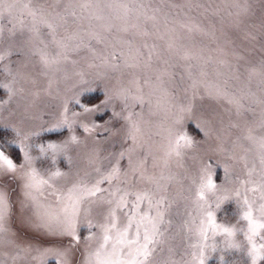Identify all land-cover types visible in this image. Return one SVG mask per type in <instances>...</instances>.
Returning <instances> with one entry per match:
<instances>
[{
	"label": "rangeland",
	"instance_id": "374dc122",
	"mask_svg": "<svg viewBox=\"0 0 264 264\" xmlns=\"http://www.w3.org/2000/svg\"><path fill=\"white\" fill-rule=\"evenodd\" d=\"M20 2H31L33 6L38 4L46 10H51L56 0H20ZM66 2L67 0H62L60 7L62 8ZM74 2H89V0H74ZM91 2L104 4L111 0H91ZM125 2H145L150 3L154 8H163L173 13L181 12L176 17L175 23H169L167 26L162 22L160 24V34L171 30L178 50L171 58V62L177 67L169 69L170 73L174 72V76L171 79L165 77L169 89L168 97L161 98L158 93L152 94V85L156 82V74L153 70L161 67L155 57L150 68H145L143 60L138 67H125L121 59V66L113 69L103 65L99 55L81 50L70 56V60L75 63H62L46 69L39 55L34 54L42 47L39 42L27 31L17 29L15 34H9L7 29L11 24L8 20L13 18H6L5 31L0 37V55L5 57L0 61V85L11 83L14 94L9 99V93L0 87V150L20 165L21 154L9 141L38 145L47 140L63 141L74 134L79 142L70 144L65 156L58 157L55 164L52 163L50 156L39 159L35 164V167L45 175L57 168L68 174L58 179L55 188L66 190L81 179L91 183L98 178L95 172L97 167L106 172L117 161L121 168V181L127 179V184L120 183L121 187L143 191L154 188V180L167 184V192L161 194L166 195L173 204L167 217L171 220V225L166 237L165 257L168 255L167 249L171 248L172 259L176 264H185L186 261H191L193 251L191 245L197 240L196 232L199 225L197 186L201 170L209 161L214 166V181L218 187L215 196L209 197L208 202L216 214L218 223L246 230V222L239 219L241 209L236 199L224 202L217 209L214 204L217 197H234L239 190L241 200L244 196L250 201L255 200L254 216H259L256 209L264 202L260 200L259 191H249L264 185V174L259 163L262 150L258 144L247 139L250 135L254 138L264 136V83H262L264 81V0H125ZM189 3L199 4L201 7H193L192 11L188 12L186 5ZM173 5L184 7L177 9L173 8ZM244 8L248 9L247 13L242 11ZM28 19L26 15L17 14L13 22L19 25L21 20L27 23ZM194 24L200 25L201 31H188V27ZM86 25L87 21L70 18L68 23L58 30L57 39L71 35ZM146 27L150 32L152 31L151 22H148ZM112 39H131L133 53L137 47L144 44L149 46L156 44L158 49L164 52V58L169 56V53L165 52L167 36L164 39H159L156 34L145 37L120 33L117 36L115 32L109 38L107 46L93 42L95 53L106 56L112 52L114 50ZM46 40L51 51L54 48L51 38L46 37ZM115 50L119 52V47ZM141 50L146 57L148 50L146 48ZM128 51L125 47V52ZM185 51L199 56L201 60L211 59L212 63L207 66L208 79L214 77L213 70L218 66V62L226 61L228 67L222 70L232 76L227 81V88L237 98L244 97L243 107L238 110L237 105L230 104L226 99L210 96L202 86L195 89L190 87V81L186 76L182 78L183 70L189 62L179 59ZM128 62L132 63L131 60ZM111 63L116 61H110L109 64ZM191 63L194 64L195 61ZM9 72L15 75V80ZM146 80L148 83H145ZM82 88L92 90L80 96ZM122 89H128L132 94H142L146 100L151 98L152 103H145L141 108L132 106V101L129 100L127 101L129 106L125 108V101L118 97ZM92 97H96L94 101H91ZM76 98L88 107L101 104V101L107 98L111 99L109 103L101 105V110L84 113L83 109L74 102ZM157 100H161L159 105ZM66 102L70 119L72 113H80L75 118L77 124L72 131L67 128L41 131L59 121ZM181 107H190L191 111L180 113ZM129 112L134 113L132 120L140 126L135 145L126 135L128 122L125 117ZM177 115L183 116L180 125L173 123ZM93 124H98L100 127L92 132H85L80 127V125ZM177 130L186 131L195 142V146L184 150L180 157H169L167 153L172 139L169 133ZM17 132L19 135L16 134ZM34 132H38L39 135L24 139ZM132 147H135V151L131 153L134 162L143 160L147 155L146 162L139 166L135 176L128 169L127 149ZM13 150L16 153L15 158ZM122 151L125 152V156L120 159L119 153ZM30 154L34 157L39 156V150L32 147ZM225 168L229 173L227 179L224 178ZM207 171L211 173L212 169ZM22 175L23 170L15 173L0 172V192L6 194L10 207L5 227L10 229L8 238L15 241V244L0 242V259H4L6 264H41L38 258H34L37 256L35 249L59 247L67 251L62 264H84L85 254L95 250L101 243L102 236L98 226L89 230L86 225L89 221L94 225L104 222L110 205L101 200H107V194L103 197L98 196L95 203L85 201L82 204L76 232L78 239L74 240L67 235L50 234L36 225L31 218V208L22 206L27 204L23 195ZM161 177L172 179L169 181ZM241 181L245 183L242 185ZM101 187L108 188L109 185L105 182ZM51 191V189L45 190V202L54 207L56 198L55 195L50 194ZM85 208L89 209L87 214L83 211ZM189 212L191 216L188 215ZM117 217L120 226H123L126 222L124 212L118 211ZM89 236L91 239H88ZM216 239L219 243L222 237ZM234 239L242 245L239 250L218 249L207 256L206 264H251L246 255L247 245L242 233L237 232ZM29 246L33 250L25 251L24 249ZM221 255L224 257L223 261L220 260ZM14 256L17 257L15 261L11 259ZM165 257H157V264ZM47 264H56V261L49 258ZM259 264H264V261H260Z\"/></svg>",
	"mask_w": 264,
	"mask_h": 264
},
{
	"label": "snow or ice",
	"instance_id": "6c2138e0",
	"mask_svg": "<svg viewBox=\"0 0 264 264\" xmlns=\"http://www.w3.org/2000/svg\"><path fill=\"white\" fill-rule=\"evenodd\" d=\"M62 0H56L51 10H46L41 5L33 6L31 2L22 3L20 0H0V37L5 31L4 20L6 18H13L19 14L26 15L29 19L27 23L23 20L19 25L9 19L8 22L11 27L7 29L9 34H15L17 29L20 31H27L34 37L42 46L37 49L41 63L47 69L49 67L58 66L62 63H75L70 60V56L74 53H79L81 50H87L94 55H99L101 62L105 66H110L117 69L121 66L120 61L123 59L125 67L135 68L139 66L141 60L144 61L145 68H150L153 58L155 57L161 65L160 68L154 69L155 83L152 85L153 93L159 94L161 98H166L169 95V89L166 86L165 77L169 79L174 76V72L170 73L169 69H175L177 65L171 62L172 54L178 50L175 46V38L171 30L160 34L161 22L167 26L169 23H175L176 17L181 14L180 11L173 13L172 11H165L163 8H154L150 3H128L125 0H111L108 3L98 2H74V0H67L63 7H60ZM173 8L182 9L184 6L173 5ZM188 12L192 11L193 7L199 8V4H187ZM79 10V11H78ZM247 13L248 9L242 10ZM187 14V13H183ZM76 21H87L86 26H82L78 31L71 35H66L63 38L57 39L58 30L68 23L69 19ZM148 22L152 24V31L150 32L146 25ZM185 27L184 25H181ZM188 31H201L200 25L194 24L188 27ZM115 32L117 36L120 33L136 34L142 36H149L156 34L159 39H164L167 36L165 52L169 53L168 58H164V52L158 49L156 44L151 46L144 44L137 47L133 53L132 40H116L112 39L113 51L108 55L96 54L93 47L95 44H103L105 46L109 43V38ZM46 37L51 38V43L54 48L49 51V44ZM254 39V37H249ZM122 45V46H121ZM119 47V52L115 49ZM125 47L128 52H125ZM141 48H146L147 56ZM11 55V53H9ZM5 59L0 55V61ZM179 59L189 62L184 68V76L190 81V87L193 89L204 87L205 91L214 98L226 99L230 104L237 105L238 110L243 107L242 100L244 97L237 98L234 93H230L227 88V81L232 76L222 69L228 67L226 61H219L218 66L213 70L214 77L208 79L207 66L212 63L211 59L201 60L197 55L185 51ZM131 60L132 63L128 61ZM110 61L116 63L109 64ZM195 61V63H191ZM58 70V69H57ZM195 70V72H194ZM13 80H15V75ZM81 83H85L81 81ZM138 83V81H136ZM145 83H148L146 80ZM264 83V81H262ZM9 93V99L14 94L11 83L0 85ZM92 89L82 88L79 95L82 96L85 92ZM139 92L140 89L138 88ZM118 97L125 101V108L129 105L127 101H132V106H140L143 108L145 103L151 104V98L146 100L142 94H132L128 89H122L118 93ZM111 98L101 101V104L88 107L81 103L79 98L74 102L79 105L84 113H95L101 110L102 104L110 102ZM161 100H157L159 105ZM180 113H188L191 111L190 107H181ZM72 118L68 116L67 102L61 112L59 121L50 128L41 129V131H54L60 128H67L70 132L74 125L77 124L75 119L80 113H72ZM134 113L129 112L125 120L127 125V137L132 139L133 145L136 144L137 133L140 132L138 123L132 120ZM183 122V116L177 115L173 121L175 125H180ZM199 126V125H198ZM85 132H92L95 128L100 127L98 124L80 125ZM19 135V133H16ZM170 146L167 155L169 157H180L182 152L186 149H191L195 146V142L188 135L186 131H170ZM39 135L38 132L30 133L25 136V140L29 136ZM250 141L259 145L262 150L259 156V163L261 165L262 174H264V136L254 138L251 135L247 137ZM77 137L73 134L66 140L55 141L47 140L38 145L17 143L16 141H9L13 144L22 157V163L17 165L11 156L5 154L0 150V172L15 173L18 170H23L22 189L26 205L31 208V218L38 227L45 229L50 234L60 236H70L77 240L76 235L79 218L82 211V204L85 201L95 203L96 198L103 197L107 194V200H101L103 203L110 205L107 214L104 217V222L99 225H94L91 221L86 227L91 230L94 227H99L102 232L101 243L94 251L85 254L84 264H157V257H165V245L167 243L166 237L169 232L171 220L168 219V213L172 207L173 202L169 200L166 195L161 193L167 192V184H162L160 180H154L155 185L152 189H145L143 191H133L129 187H121L120 183L127 184V179L121 181V168L119 161L114 164L108 171L103 172L100 167L95 169L97 177L93 182L89 183L85 179H81L73 183L66 190L55 188V184L59 178H63L67 173L61 172L58 168L54 171H49L47 174H42L40 170L35 167L39 159L50 156L53 164L56 163L57 158L65 156L70 144L78 143ZM36 147L39 150V156H32L30 149ZM135 151V147L127 149L128 152V169L135 176L139 171V166L144 164L147 160L145 155L143 160L133 161L131 153ZM125 152L119 153V158L123 159ZM207 169H212L210 173ZM229 173L227 169L224 170V178L227 179ZM142 176V173H141ZM127 177V172H125ZM164 180H171V177H161ZM107 182L109 187L102 188L101 185ZM242 185L245 181L240 182ZM116 185L115 187L113 185ZM218 185L214 181V166L209 161L204 169L201 170L199 184L197 186V212L199 216V225L197 228V240L191 245L193 249L191 253V261H186L185 264H206L207 256L210 253H215L218 249L221 251L228 249L239 250L242 245L235 241L237 232H241L244 241L247 245L246 255L249 257L251 264H259L264 261V202L260 203L256 211L259 216L253 215V205L255 200L250 201L247 196L241 200V192L236 191L234 197L222 196L217 197L214 204L215 208H220L221 205L233 198L236 199L241 212L239 219L246 222L245 229H237L234 226H228L218 223L216 214L212 210V206L208 202V198L215 196ZM51 189V195H55L56 204L53 205L45 202V190ZM249 191H259L260 200L264 201V185L259 189L252 188ZM132 198V199H130ZM85 214L89 211L88 208L83 209ZM123 211L126 222L120 226L118 222L117 212ZM10 212L9 201L4 192H0V242L6 244H15L13 239L8 238L10 229L5 227V220ZM191 216V213H188ZM217 237H222V240L217 242ZM91 239V236L88 237ZM259 241V242H258ZM19 247V245H17ZM25 251H32L31 246L24 249ZM41 264H47L49 258L54 259L56 264H62V260L67 255L66 250L59 247H46L43 249H35ZM167 257L158 261V264H176L172 259V249H167ZM13 261L17 257L11 258ZM220 260L224 257L221 255ZM0 264H6L4 259H0Z\"/></svg>",
	"mask_w": 264,
	"mask_h": 264
},
{
	"label": "trees",
	"instance_id": "16d2710c",
	"mask_svg": "<svg viewBox=\"0 0 264 264\" xmlns=\"http://www.w3.org/2000/svg\"><path fill=\"white\" fill-rule=\"evenodd\" d=\"M240 79H241V77H240ZM247 81H249V80H247ZM95 98H96V97H92L91 101H94ZM14 151H15V150H13V156H14V158H15V156H16L15 154H16V153H15Z\"/></svg>",
	"mask_w": 264,
	"mask_h": 264
}]
</instances>
